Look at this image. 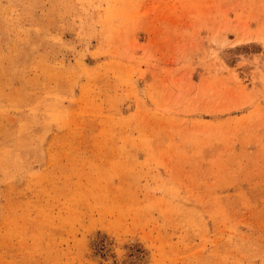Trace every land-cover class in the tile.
<instances>
[{"label": "rangeland", "instance_id": "obj_1", "mask_svg": "<svg viewBox=\"0 0 264 264\" xmlns=\"http://www.w3.org/2000/svg\"><path fill=\"white\" fill-rule=\"evenodd\" d=\"M0 264H264V0H0Z\"/></svg>", "mask_w": 264, "mask_h": 264}, {"label": "bare ground", "instance_id": "obj_2", "mask_svg": "<svg viewBox=\"0 0 264 264\" xmlns=\"http://www.w3.org/2000/svg\"><path fill=\"white\" fill-rule=\"evenodd\" d=\"M137 84H138V87L141 90V92H144V80L142 77L137 79Z\"/></svg>", "mask_w": 264, "mask_h": 264}]
</instances>
